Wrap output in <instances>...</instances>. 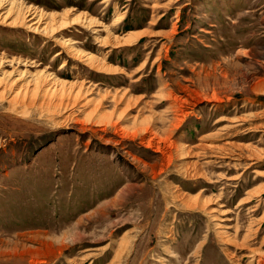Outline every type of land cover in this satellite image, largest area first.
Wrapping results in <instances>:
<instances>
[{"label": "rangeland", "instance_id": "obj_1", "mask_svg": "<svg viewBox=\"0 0 264 264\" xmlns=\"http://www.w3.org/2000/svg\"><path fill=\"white\" fill-rule=\"evenodd\" d=\"M19 1L96 18L59 38L116 69L0 25L11 77L89 90L51 113L0 98V264H264V0Z\"/></svg>", "mask_w": 264, "mask_h": 264}, {"label": "bare ground", "instance_id": "obj_2", "mask_svg": "<svg viewBox=\"0 0 264 264\" xmlns=\"http://www.w3.org/2000/svg\"><path fill=\"white\" fill-rule=\"evenodd\" d=\"M0 9H4V12L0 15V25L9 28H25L28 32L49 39L54 42L56 46L62 48L63 52L66 53L69 58L81 62L92 70L103 73L115 72L116 68L106 66L105 63L102 62V58L99 59V57L94 54L77 50L71 47L69 41L59 38V35H61L64 30L75 25L87 29L99 27L100 22L96 18L91 16L88 17L86 13L75 14L71 10H65L60 13H46L36 7L27 6L19 0H0ZM121 20L122 15L115 16L112 25L118 24ZM142 35L144 34L132 33L127 36L119 37L109 32L106 37L100 38L99 42L103 46L116 48L127 46L132 41L142 37ZM13 65L24 66L27 64L19 61L16 62L13 59L6 60L0 58V98H6V96L9 95L11 98L10 102L14 100V105H21L25 109L26 107H34L46 113L55 112L58 107L63 109L68 108L72 103H75L89 92L82 82L67 81L59 78L55 74L43 72L42 70L38 72L35 71V73L18 70L16 73L17 77H11V73H7L3 68L5 66L14 67ZM62 66H64V64ZM15 70L16 69H12V72H16ZM254 90L259 93L264 91V84L258 83ZM120 100L121 99L117 101ZM11 104L13 103L11 102ZM98 107L99 105L95 104L93 111H97ZM92 115L93 112L89 113L88 117ZM126 115H128L127 110L120 112L116 116L117 120H122ZM146 122L150 124V121ZM142 125L145 126V123ZM142 130L147 131L148 128H138L132 133L122 130V134L135 136L137 132L139 133ZM153 135L157 137V135ZM196 201L197 199H195V202Z\"/></svg>", "mask_w": 264, "mask_h": 264}]
</instances>
